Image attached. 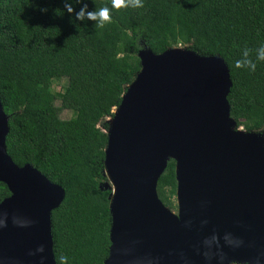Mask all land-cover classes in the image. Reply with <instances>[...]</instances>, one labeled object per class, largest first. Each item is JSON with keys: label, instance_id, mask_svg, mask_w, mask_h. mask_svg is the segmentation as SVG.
Instances as JSON below:
<instances>
[{"label": "water", "instance_id": "95a60500", "mask_svg": "<svg viewBox=\"0 0 264 264\" xmlns=\"http://www.w3.org/2000/svg\"><path fill=\"white\" fill-rule=\"evenodd\" d=\"M137 55L140 70L107 119L103 264H264V131L230 115L226 62L186 46ZM8 130L0 101V182L10 192L0 201V264H56L51 212L64 190L14 163ZM170 159L176 212L157 193Z\"/></svg>", "mask_w": 264, "mask_h": 264}, {"label": "trees", "instance_id": "16d2710c", "mask_svg": "<svg viewBox=\"0 0 264 264\" xmlns=\"http://www.w3.org/2000/svg\"><path fill=\"white\" fill-rule=\"evenodd\" d=\"M70 4L72 13L65 5ZM101 7L111 20H77ZM264 43V0H0V101L8 115L5 144L18 166L31 164L64 190L51 212L53 255L68 264H103L109 253L110 189L104 187L107 119L140 70L138 50L186 46L226 62L230 115L247 131L264 129V61L236 68L242 48ZM66 85L55 91V79ZM56 100L60 102L56 105ZM72 116L63 119L61 109ZM175 161L157 193L170 209L176 195ZM10 194L0 182V201Z\"/></svg>", "mask_w": 264, "mask_h": 264}, {"label": "clouds", "instance_id": "9594fccd", "mask_svg": "<svg viewBox=\"0 0 264 264\" xmlns=\"http://www.w3.org/2000/svg\"><path fill=\"white\" fill-rule=\"evenodd\" d=\"M112 5L115 8L119 7H142L143 0H112ZM87 5H83L79 11L75 13V18L77 20H83L87 18L88 20L95 21L98 26H103L104 23L109 22L111 17L109 15V9L107 7H101L97 10H88L85 11ZM65 9L68 13L73 12V8L70 4L65 5ZM251 49L244 47L240 51L239 58L234 61V66L236 68H246L247 70L254 72L256 70V62L264 61V43H261L255 49V57L253 58L250 54ZM5 215L0 214V226L5 225ZM42 248H39L38 251H41ZM60 264H68V257L62 256L60 258Z\"/></svg>", "mask_w": 264, "mask_h": 264}, {"label": "rangeland", "instance_id": "374dc122", "mask_svg": "<svg viewBox=\"0 0 264 264\" xmlns=\"http://www.w3.org/2000/svg\"><path fill=\"white\" fill-rule=\"evenodd\" d=\"M185 46V45H184ZM66 85V78L65 77H60V78H57V79H55L54 80V82H53V85H52V87H53V89L55 90V91H60V90H62V88L64 87ZM56 105H59L60 104V102L58 101V100H56ZM115 110V109H114ZM113 110V111H114ZM60 116H61V118H63V119H68V118H70L71 116H72V111L70 110V109H61V111H60ZM242 128V127H241ZM261 131H264V129L263 130H261ZM172 200L174 201V207L173 208H171V210L172 211H174V212H176L177 211V206H176V196H174L173 198H172Z\"/></svg>", "mask_w": 264, "mask_h": 264}]
</instances>
